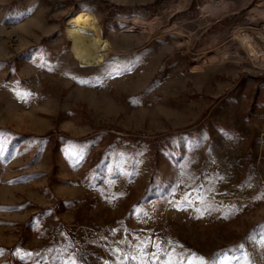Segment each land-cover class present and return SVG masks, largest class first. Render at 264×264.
<instances>
[{"label":"rangeland","instance_id":"374dc122","mask_svg":"<svg viewBox=\"0 0 264 264\" xmlns=\"http://www.w3.org/2000/svg\"><path fill=\"white\" fill-rule=\"evenodd\" d=\"M255 10L0 0V264H264ZM85 11L113 47L96 67L67 33Z\"/></svg>","mask_w":264,"mask_h":264},{"label":"bare ground","instance_id":"6f19581e","mask_svg":"<svg viewBox=\"0 0 264 264\" xmlns=\"http://www.w3.org/2000/svg\"><path fill=\"white\" fill-rule=\"evenodd\" d=\"M229 6L225 3L211 4L210 7L204 9L203 13L217 18ZM156 26V24H152L153 29ZM252 31L253 29L244 30L243 35H240L238 39L241 47L248 53L249 62L257 68L264 69V48L259 44ZM67 33L71 40L73 56L82 66H100L105 62L106 55L113 50L110 41L103 36L98 19L89 11L74 16L69 22ZM257 34L264 36L261 31H257Z\"/></svg>","mask_w":264,"mask_h":264},{"label":"crops","instance_id":"0c3cea01","mask_svg":"<svg viewBox=\"0 0 264 264\" xmlns=\"http://www.w3.org/2000/svg\"><path fill=\"white\" fill-rule=\"evenodd\" d=\"M256 10H258V9H256ZM256 10H255V15L256 16H263L264 14H263V12L261 11V10H259L260 12L258 13V12H256Z\"/></svg>","mask_w":264,"mask_h":264},{"label":"snow or ice","instance_id":"6c2138e0","mask_svg":"<svg viewBox=\"0 0 264 264\" xmlns=\"http://www.w3.org/2000/svg\"><path fill=\"white\" fill-rule=\"evenodd\" d=\"M133 259H135V257H133ZM72 264H75V261H73Z\"/></svg>","mask_w":264,"mask_h":264}]
</instances>
